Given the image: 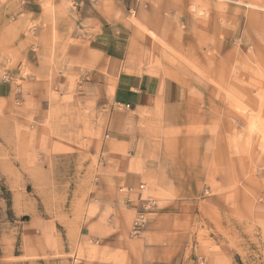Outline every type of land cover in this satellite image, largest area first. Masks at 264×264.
Returning <instances> with one entry per match:
<instances>
[{
    "label": "rangeland",
    "instance_id": "rangeland-1",
    "mask_svg": "<svg viewBox=\"0 0 264 264\" xmlns=\"http://www.w3.org/2000/svg\"><path fill=\"white\" fill-rule=\"evenodd\" d=\"M55 1L0 0V264H79L107 233L264 264V0ZM80 14L114 22L124 71L177 81L182 105L128 111L72 67Z\"/></svg>",
    "mask_w": 264,
    "mask_h": 264
},
{
    "label": "crops",
    "instance_id": "crops-1",
    "mask_svg": "<svg viewBox=\"0 0 264 264\" xmlns=\"http://www.w3.org/2000/svg\"><path fill=\"white\" fill-rule=\"evenodd\" d=\"M53 4L65 5V2L58 0ZM65 19L66 15L58 18L59 21ZM80 20L83 27L73 37L61 33L62 37L72 39L66 45V60L74 68L85 67L98 81L113 79L114 103L124 107L129 105L127 110L133 112L155 111L157 106L165 110L172 107L178 109L182 105L184 92L177 81L146 72L124 71L121 62L126 52L122 43L124 36L114 29V22L100 25L98 20L81 14ZM70 249V243L63 244L64 254ZM87 255L91 258H85L79 264H185L182 248L177 251L165 245H145L113 233H107ZM68 264H75L74 260L69 259Z\"/></svg>",
    "mask_w": 264,
    "mask_h": 264
},
{
    "label": "built area",
    "instance_id": "built-area-1",
    "mask_svg": "<svg viewBox=\"0 0 264 264\" xmlns=\"http://www.w3.org/2000/svg\"><path fill=\"white\" fill-rule=\"evenodd\" d=\"M2 79H3L4 81L7 80L6 74H4V75L2 76ZM125 107L128 108L129 105H125ZM142 187H143V185H140V186H139V188H142ZM126 190L130 191L131 189H130V188H127ZM146 220H147V219H146V217H145V214H144L142 211H139V212L137 213V216H136L134 222H133L132 233L135 234V235L139 234L140 231L145 227V225H146Z\"/></svg>",
    "mask_w": 264,
    "mask_h": 264
}]
</instances>
